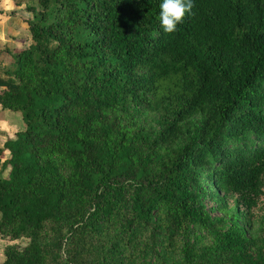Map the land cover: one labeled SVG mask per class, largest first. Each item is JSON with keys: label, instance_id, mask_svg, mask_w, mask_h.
Instances as JSON below:
<instances>
[{"label": "trees", "instance_id": "obj_1", "mask_svg": "<svg viewBox=\"0 0 264 264\" xmlns=\"http://www.w3.org/2000/svg\"><path fill=\"white\" fill-rule=\"evenodd\" d=\"M28 1L0 63V236L28 243L1 264H264V0L173 33L163 0Z\"/></svg>", "mask_w": 264, "mask_h": 264}, {"label": "crops", "instance_id": "obj_2", "mask_svg": "<svg viewBox=\"0 0 264 264\" xmlns=\"http://www.w3.org/2000/svg\"><path fill=\"white\" fill-rule=\"evenodd\" d=\"M24 7H27L25 3L17 5L15 0H0V53L1 51L5 52L6 50H23L24 48H28L30 46L31 35L28 30V24L26 23L29 15L20 16L17 14ZM6 56L7 55H4L2 58H5ZM16 115L17 113L5 110L0 105V149H4L6 142L16 133L24 129L22 118H18ZM17 119L21 121L20 125L18 124ZM9 158L10 152L6 150L4 152V158H1L2 163ZM17 243V241L5 240L0 236V264L6 259L5 249L8 246L15 245Z\"/></svg>", "mask_w": 264, "mask_h": 264}, {"label": "clouds", "instance_id": "obj_3", "mask_svg": "<svg viewBox=\"0 0 264 264\" xmlns=\"http://www.w3.org/2000/svg\"><path fill=\"white\" fill-rule=\"evenodd\" d=\"M193 6V0H163L158 17L162 29L166 33L175 32Z\"/></svg>", "mask_w": 264, "mask_h": 264}, {"label": "rangeland", "instance_id": "obj_4", "mask_svg": "<svg viewBox=\"0 0 264 264\" xmlns=\"http://www.w3.org/2000/svg\"><path fill=\"white\" fill-rule=\"evenodd\" d=\"M8 1V0H7ZM22 2V3H25L26 5H28V4H30V3H32L33 5L35 4V5H37V6H39L37 3H34V2H31V1H28V0H15V3H17V2ZM26 13H27V15H26ZM29 12L27 11V8H22L21 10H20V12L19 13H17V14H19L20 16L21 15H24V16H28L29 15V17L28 18H30V17H32V15L29 13ZM23 38V37H22ZM21 38V39H22ZM25 40V39H24ZM26 45V44H25ZM25 45H24V47H25ZM26 47H28V46H26ZM25 49H27V48H24L23 50H25ZM20 50V49H19ZM18 50V51H19ZM15 51V50H14ZM22 51V50H21ZM2 56H4V54H3V51H1V53H0V63L2 62V63H5L6 65H11V58L9 57V56H6L5 58H2ZM20 116V117H19ZM16 117H18V118H22V115H21V113H17V115H16ZM17 121H18V124L20 125L21 124V121L19 120V119H17ZM22 122H23V120H22ZM23 125H24V123H23ZM21 127H23V126H21ZM15 136H16V134L12 137V138H15ZM4 158V157H3ZM9 174V169H6V170H4L2 173H1V176L4 178V177H6L7 175ZM206 205L208 206V208H209V210L211 211V213H212V215L213 216H221V213L220 212H218V211H214V209H215V206H216V204L214 203V202H211L210 200H207L206 201ZM240 218H239V221H240V223L243 225V226H251V224H250V222H248V221H244V216L243 215H240L239 216ZM257 226L254 228V230L252 229L250 232H251V234L253 233L254 234V232L257 230ZM250 229V228H249ZM18 243L17 244H15V245H19V246H21V247H24V246H26L27 245V243H28V241L27 240H20V241H17Z\"/></svg>", "mask_w": 264, "mask_h": 264}]
</instances>
